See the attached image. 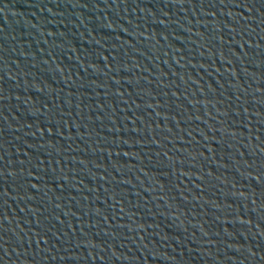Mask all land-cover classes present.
Masks as SVG:
<instances>
[{"label":"water","instance_id":"95a60500","mask_svg":"<svg viewBox=\"0 0 264 264\" xmlns=\"http://www.w3.org/2000/svg\"><path fill=\"white\" fill-rule=\"evenodd\" d=\"M0 264H264V0H0Z\"/></svg>","mask_w":264,"mask_h":264}]
</instances>
